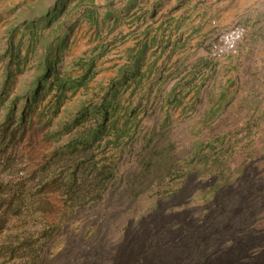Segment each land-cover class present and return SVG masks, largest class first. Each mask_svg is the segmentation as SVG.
Returning a JSON list of instances; mask_svg holds the SVG:
<instances>
[{
  "label": "rangeland",
  "instance_id": "rangeland-1",
  "mask_svg": "<svg viewBox=\"0 0 264 264\" xmlns=\"http://www.w3.org/2000/svg\"><path fill=\"white\" fill-rule=\"evenodd\" d=\"M52 2L0 0V134L23 110L20 99L26 95L40 60V44L31 45L28 36L16 29L38 18ZM83 8L95 10L97 24L90 25L81 16ZM70 9L71 17L62 22L69 28L66 49L60 56L62 65L85 54L101 57L88 92L69 99L54 119L55 125L72 116L91 94L103 90L128 55L135 53L131 50L138 43L147 39L148 60L157 57L159 48L155 45L160 40L167 42L168 36L176 49L170 54V66L166 67L157 98L138 118L139 138H134L132 153L125 155L119 179L100 204L77 213L56 233L37 264H138L147 255H160L156 246L163 242L171 248L166 255L176 257L168 264H210L203 261L204 257L216 250L217 244L207 243L206 252L205 245L193 249L182 245L183 241L177 245L179 242L173 239L182 238L190 219L205 209H210L214 222L224 221L222 212L231 205L232 195H213L210 188L220 178L217 181L208 173L195 177L196 170L204 172V165H197L185 179L181 165L199 143L209 157L217 150L225 151L220 167L230 174H224L223 179L232 182L240 176L238 181L264 183V178L252 179L258 173L264 176V0H70L68 13ZM234 25L245 30L237 55L213 57L212 47L220 33ZM11 41L20 63L17 69L7 66ZM163 57L164 53L157 59V66ZM174 84L185 85V89L177 93L178 102H165ZM192 85L196 90L187 93ZM10 107L14 108L12 113ZM45 131L38 127L17 147L8 145L5 151L0 150V182L13 181L17 170L27 169V162L33 163L55 146L54 142H45ZM143 132H148L152 140L143 141ZM206 143L212 146L204 147ZM161 152L166 153V161L143 172L139 166L143 158L137 157L150 153L151 160L158 161L157 153ZM213 203L221 205L211 209ZM262 223L264 213L257 236L243 233L256 237L242 236L246 246L264 240ZM176 224L180 227L171 231ZM237 231L230 229L225 237L237 236ZM173 244L176 246L171 247ZM0 264L12 262L0 258Z\"/></svg>",
  "mask_w": 264,
  "mask_h": 264
},
{
  "label": "trees",
  "instance_id": "trees-1",
  "mask_svg": "<svg viewBox=\"0 0 264 264\" xmlns=\"http://www.w3.org/2000/svg\"><path fill=\"white\" fill-rule=\"evenodd\" d=\"M69 2L70 0H53L51 7L38 18L16 29L28 36L31 45L40 44V60L26 95L20 99L23 110L17 119L8 124L9 127H4L1 131L0 145L3 147L0 150L5 151L8 145L17 147L20 141L23 142L38 127L46 130L45 142H54L55 146L47 154H41L33 163L27 162V169L22 172L17 170L14 179H11L13 181L0 182V258L8 259L12 264H37L48 242L64 225L77 213L93 209L103 201L108 190L122 174L121 164L127 158L125 155L132 153L134 138H139L137 132L141 120L138 118L146 113L157 98L160 85L165 79L166 67L170 66V54L176 49V43L168 36L167 42L160 40L155 45V49L159 48L157 57L148 60L147 39L138 43L131 50L135 53L128 55L125 62L117 68L116 77L103 90L91 94L72 116L55 125L54 119L65 103L80 92H88L89 84L98 73L96 62L101 57V54H85L72 57L62 65L60 56L66 49V33L69 31L62 22L64 18L71 17V9L68 13ZM90 7L93 9L92 3ZM92 9L83 8L81 13L90 25L97 24L96 12ZM150 40L154 42V39ZM162 44L164 47L160 48ZM13 45L11 41L7 66L17 69L20 63L17 54L13 53ZM237 47L234 53H229L226 57H235ZM162 53L163 61L157 66V59ZM165 58L167 62L164 63ZM11 74L12 71L7 72L10 79ZM188 85L189 83L186 84ZM193 86L195 85L187 93L196 90ZM184 89L185 85H172L165 102H178L177 93ZM15 101L11 102L13 106ZM13 109L9 108L10 113ZM140 138L143 141L152 140L148 132H143ZM198 144L193 146L190 158L181 165L185 168L182 179L188 178L197 165H204V172L196 170L195 177L208 173L217 177V181L220 178L221 181L215 182L210 190L213 195L216 192L231 194V207L228 205L230 208L223 210L225 220L219 223L214 222L210 209L203 210L190 219L187 232L182 238L173 240L179 242L177 245L183 241L182 245L192 246L193 249L205 245L203 249L206 252H209L207 243L217 244L216 250L204 257L203 261L210 264H263L264 240L255 246H246L248 244L242 240V236L243 233L257 236L260 232L261 215L264 213V183H245L242 179L238 181L240 176L232 182L223 179L228 172L220 167L226 156L225 151L217 150L210 159L203 152L202 145ZM205 146L210 148L212 145L206 143ZM149 155L147 153L143 157H137L143 158L139 161L143 172L166 161L165 152L157 153L158 161H152ZM260 178H264L261 173L252 177L254 180ZM211 205V209L218 208L221 203ZM202 217L205 218L202 220ZM178 227L180 224L174 225L170 230L175 231ZM230 229L239 230L237 236L225 237ZM173 246L176 244L171 247ZM156 247L160 255L156 252V256L147 255L144 258L147 263L142 259L138 264H168L176 259L166 255L171 250L166 242Z\"/></svg>",
  "mask_w": 264,
  "mask_h": 264
},
{
  "label": "built area",
  "instance_id": "built-area-1",
  "mask_svg": "<svg viewBox=\"0 0 264 264\" xmlns=\"http://www.w3.org/2000/svg\"><path fill=\"white\" fill-rule=\"evenodd\" d=\"M245 30L240 25H234L220 33L217 43L212 47L213 57L234 53L238 42L244 36Z\"/></svg>",
  "mask_w": 264,
  "mask_h": 264
},
{
  "label": "crops",
  "instance_id": "crops-1",
  "mask_svg": "<svg viewBox=\"0 0 264 264\" xmlns=\"http://www.w3.org/2000/svg\"><path fill=\"white\" fill-rule=\"evenodd\" d=\"M264 225V223H262V226ZM264 227V226H263Z\"/></svg>",
  "mask_w": 264,
  "mask_h": 264
}]
</instances>
